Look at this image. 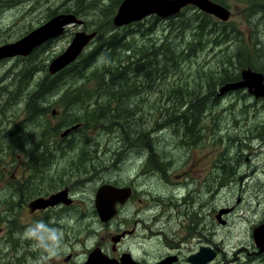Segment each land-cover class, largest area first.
<instances>
[{
  "label": "rangeland",
  "instance_id": "rangeland-1",
  "mask_svg": "<svg viewBox=\"0 0 264 264\" xmlns=\"http://www.w3.org/2000/svg\"><path fill=\"white\" fill-rule=\"evenodd\" d=\"M73 1L74 0H70V2ZM110 1L111 0H98V6H101L103 3H110ZM223 1L225 2V6H227L232 12L228 21L224 22L223 20H220L221 23L224 22L225 24L223 23V25L229 29L224 35H221L222 32L217 30L214 32V34H205L204 36L202 35L195 37L194 33L196 29L194 26H190L181 32L179 29L173 30L167 19L160 18V20L155 22L154 19H151V17L147 16L143 18V24L140 26L141 28H138L136 31H134L135 35L138 34L136 35V38H134L135 42L139 43L149 39L150 37L156 39L159 42L164 41L167 38L176 42L175 44L178 46V48H180L184 59H180V61L177 62V64L182 67L184 72L181 74V78L186 77L187 72H189L188 75H191L192 77L198 70L202 71L203 65H201L200 61H203V59L205 60V65L207 67L210 66L207 71L220 69L219 65H222V63L223 66H226L227 64L231 65L230 68L233 69V71L237 70L239 67L246 68L256 66L259 68H264L262 66H257L255 63V61H257L261 65L264 64V43L262 42L259 45L252 46L251 50H249L250 48H247L246 45V43H249L250 45L252 39L260 40L261 37L264 36V27L262 25L259 27L258 24L256 26H249L245 24L249 19L252 21L255 20L252 15H249L253 9H250L245 4H243L245 0ZM66 2L67 0H0V45L4 43H13L21 39L28 32L36 29L42 24H45L47 20L53 16L52 14L56 16L60 13H70L68 11L70 3L69 1L67 3ZM253 4L254 3H252V5ZM194 14L195 10L188 8V11L185 15L190 16ZM80 18L84 21L83 24H71L59 37L50 40L44 45H41L40 47L42 49L39 51V55H37V52L31 56L27 55V57L24 59L17 58L15 60L13 58L15 56L6 57V59H13L6 60V72H2L6 62L0 65V78L4 77V82L0 85V91L2 92L5 88H9V86L11 90V87H13L11 83L14 80V73H16L18 69L21 70L31 68L32 78L34 75V78H39L40 76L44 75L46 73L45 68L48 69L51 61L67 48L77 31L85 30L84 27L86 25H88L90 28L92 26L96 27V25L100 23V19L103 20L101 12L95 9L91 10L87 8L84 9V12ZM245 18L246 20L244 23ZM179 19V17L176 18L173 23H177L182 26V21H179ZM191 21V18H187L186 20L187 24H190ZM204 21H207V19H204ZM151 26L152 30H143L148 29ZM119 27L123 32L122 27L124 26ZM221 29L224 30L223 28ZM216 37H219L221 42L217 45H214L210 41ZM248 38H250V40ZM132 39L133 37H131L129 40L131 41ZM244 39L246 40L244 41ZM94 40L85 46L79 57L81 55L84 56V54H87L95 47V43H93ZM199 41H203V45L205 47L203 51L197 49L199 47L197 44ZM187 44L188 46L186 47ZM209 46L210 48H214V50L210 53L207 51ZM195 47L196 49H194ZM238 54L242 59V64H240V66L238 63H236V55ZM251 54L253 56H250ZM229 56H233L232 60L230 61H228ZM192 66H199V68L193 69L191 72ZM9 72L11 73L8 74ZM49 73L51 72L49 71ZM169 76L170 74L168 77ZM177 78H179V76ZM158 79L155 82V85L152 87H139L138 91L140 92V97L137 95L135 98H133L134 101L138 100L139 102H142L140 98L144 99V106L142 107L143 109H140L135 114L136 116L134 121H136L138 125L131 126L134 129L132 133H126V130L128 131L131 127H127L126 129L124 127L113 128L112 126L110 129L106 128L108 126L101 127L100 129L90 128L88 131H84L85 133L76 132L74 136H68V138L66 137L67 142L65 141L64 143L60 142L59 138L61 137V133H65V130L63 129L68 126H61V131L55 134L54 137H56L58 140L53 141H59L60 146L64 147V154H56L55 160H64V162L59 164L61 169L68 173L69 178L72 179V183L76 182L74 186L77 188V191H75L77 205H75L74 208L67 207L65 209V214L62 212H55V214L52 216L53 220L51 222H56V225L58 226L56 228L52 227L49 219H44V213L46 211L38 213V215L31 214L32 210L30 211L27 206L19 208L22 238V244L19 243V245H22L23 253H20V256L24 264H49L52 262H57L58 254L63 251H65V255H68L70 252H72L75 259L81 260L82 258H85L89 250L94 245H96V243L110 240L112 235H115L116 232L124 229V226H115L116 223L110 224L109 227L105 226L106 224H102L100 222L98 214L91 213L90 218H84V215L81 214L83 212L82 209L85 211H91V209H93L94 211V200L92 197L95 195L98 187L102 183L113 181V179H118L122 183L125 180L127 182H132L133 180L135 183L134 185L139 188L138 194L142 195L133 198V202L130 206L132 212L126 217V223L130 228L137 225V236L134 234L130 235L128 238L129 244L141 246V249H146L150 255L154 254L155 256H159L162 253L164 254L166 244L171 245L170 247L185 245L184 243L190 235H198L201 232L195 231L194 233L186 234V226H184V221L192 218L196 219L198 214L201 213L202 215L198 217V220L201 221L200 227L204 230H207H202L204 234L207 233L210 235V231L208 230L214 225L211 222L210 214L213 212L214 207H216V213H218L220 208L228 204L229 206H234V210L230 213L229 217H227L228 219H226L230 221L228 226H226L227 224L222 226L218 224V226H216V229L219 232L214 236V239L220 246V256L216 258L211 264H264L263 256H258L256 253H253V251H256L257 249L255 248L254 241L252 239V228L258 225V223L264 221L263 146L256 140L254 143L253 141L251 142L253 143V148H258L259 152L254 161V167L256 168V172L253 175L254 179L251 180L248 178V180L244 179L242 182L237 179L238 181L235 180L236 183L225 192H223V189H221L219 192H216V194H214V200H212V203H210V208H206L210 211H205L203 213L202 210H195L192 206H184L177 201L172 202L171 200L179 198L177 195L178 191H174L176 198L173 197L172 194L165 193H162L159 196V189H173L176 186L183 185L186 179L183 176L178 177L176 170H174L175 166L173 158L178 150L175 149L177 143L175 142V137H172L173 135L171 128L168 126L171 124L170 119H172V116L169 114L163 115V112L168 107V102H166V100L169 98L170 92L168 94L166 91L156 89L158 82L160 81V79ZM34 84L35 83H33V85ZM68 84L69 78H62L61 88H59L57 92L51 93V108L49 110V114H47L45 117L47 120L44 122L43 126H40L39 129L43 132L46 131L47 134L45 135H48L47 138L45 137V142H47L45 149L50 150V130L57 128V126L64 122V120L60 117L65 111L63 109L64 106H61L57 101L62 97L64 90L69 86ZM203 84L204 82L202 81H198V85L195 82H191V89L201 88ZM95 86L96 84L94 82L86 84V87L88 88H93ZM159 87H164V85L160 84ZM175 92L177 94V91ZM9 95H12L11 92H9ZM239 99L241 111L244 102L253 103V101L258 100V98H255L253 94L248 92V90L243 89L235 95H229L228 97L222 99L219 104L220 106L226 107L227 110L223 111V120L225 123L230 122L235 117H244L243 115L249 113H251L249 117L253 118L254 112H259V114L263 112L262 117L264 118V103L261 102L256 104V108L255 105L250 106L244 112H240L238 108ZM259 99L264 100V98L261 97H259ZM233 102L235 103L232 104ZM11 104L14 106V109H11V115L14 119L16 117L17 125H20L21 128L23 127L21 131L26 134L22 138V140L25 142L24 147L26 146V151H35L34 149L39 145V138L42 134L38 133L37 136H33L30 126H27L28 121H26V118L28 111L21 97L19 98L18 102L15 103V105L13 103ZM133 107L134 105L132 108ZM161 107H163V112L160 111V116H157V119L152 121V115H149V112H157ZM215 112V116H217L219 111L216 110ZM215 120L218 119L215 118ZM47 123L51 127L53 126L52 129L48 127ZM139 126L144 132L146 140L148 139V141L153 144L155 141L153 139L151 140V137L156 139V150L159 152L156 155L158 156L159 164L162 165L160 168H157L152 162H150L149 155L151 150L145 147L147 151L146 155L148 156H146V159L149 162L147 167L148 171L146 172L147 174L145 172L141 173V158L132 159L131 161L129 160L130 157L134 158L136 156L134 153H125L121 159L120 165L119 163L114 164L116 163V160L112 158L113 149H117V144H123V138L125 136H128L131 141V143H126V145L129 146V149L132 148V142L135 140V138L137 139L139 137ZM12 127H14L13 121ZM155 129H158V131L161 129V131L154 132ZM141 133L142 132L140 131V134ZM81 136L87 137V145H83L82 141H80L79 137ZM118 137H120L119 141L116 140ZM60 139L65 140V138ZM70 141H74L76 145L74 148L65 147ZM53 144L56 145V143ZM135 147L138 148V146ZM41 149L43 148L41 147ZM26 151H24V149H22V151L18 149L20 156H15L16 175L20 178H22L24 174L28 173L26 167V158L24 155ZM83 153L87 155L84 162L82 159H80V155ZM202 155L203 153L197 154V156L192 155V157L187 159L188 162L185 165L182 164V161H179V167L177 169L178 171H181L184 168H188L189 166H193L191 168L194 170L197 169L196 172L192 173V176H199L197 179V184L200 185L201 189L199 193V200L202 199V193L207 191V189L203 188L204 185L200 184V179H202L204 174V165L207 163V161H196L200 160V156ZM96 157L100 161H96ZM122 161H124V163ZM137 174L139 177L136 179ZM90 179H92V181H90ZM192 184V187L197 186V184L194 182H192ZM56 186L62 187L59 183ZM162 195H167V198L161 197ZM253 195L259 196L254 198ZM239 197H241L242 200L241 203L237 204L236 200ZM209 198H211V196H209ZM151 200L152 203L156 202V206H148ZM165 201H168L171 204L168 205V203ZM3 203L5 204L4 200ZM248 204H250L253 210H248L246 208ZM176 206L178 209H180L179 215H177L175 209H173ZM193 206L198 207L199 205L197 202H193ZM61 210H63V208H61ZM163 210L168 212L173 211L172 217L170 216L169 218L166 216H160L156 218V216ZM186 212L189 213V215H185ZM0 214L6 219V216H9L6 215L5 211H1V207ZM136 215L139 217H136ZM165 218H168L169 220L171 219V221H173V228L170 232H168L167 235L160 236L158 233L160 222ZM33 221L35 222L33 223ZM2 222L3 221L0 219V240L6 235L5 228H2L4 225ZM39 224H43L44 227L37 231V235L35 237L26 235L30 229H35ZM89 227H97V230L93 231V228L87 229ZM80 228H86L87 230L86 232L79 233L78 230ZM51 230L55 232L57 231L58 233L52 235ZM151 230L155 234L150 238ZM61 233H63V236ZM68 236L69 240L67 239ZM103 237H105L104 240H102ZM149 241H153L155 245V253L153 250H151ZM1 245H3V242ZM16 255L17 253L13 252V257L11 256L10 259H13Z\"/></svg>",
  "mask_w": 264,
  "mask_h": 264
},
{
  "label": "flooded vegetation",
  "instance_id": "flooded-vegetation-1",
  "mask_svg": "<svg viewBox=\"0 0 264 264\" xmlns=\"http://www.w3.org/2000/svg\"><path fill=\"white\" fill-rule=\"evenodd\" d=\"M252 3L254 4L252 5ZM243 4H245L250 9H253V11L249 15H252L255 19L254 21L249 19L248 22L245 23V18L244 23L249 26H256L258 24L259 27L261 25L264 27V0H245ZM231 14L232 12L230 10V17ZM221 28L226 29L225 25H221ZM214 32L212 34H214ZM194 36L196 37L202 35L198 33L194 34ZM248 39L250 40V38ZM245 40L246 39H244V41ZM210 42H212V44L214 45H217L221 42V40H219V37H216ZM262 42L264 43V36H262L260 40L252 39L250 45L249 43H246V45L247 48H250L249 50H251L252 46L259 45ZM197 44L199 46L197 48L198 50L203 51V49H205L203 41H199ZM3 45H5V43L1 44L0 46ZM187 46L188 44L186 45V47ZM41 49L42 48L39 45L30 54L27 55L31 56L37 52V55H39V51ZM194 49H196V47ZM213 50L214 48H210V46L207 49L209 53ZM190 53L188 54L191 55ZM27 55H25L24 57L23 55H15V57L13 58L14 60L17 58L24 59L25 57H27ZM250 56L253 55L251 54ZM13 58H0V65L6 62V65L2 69V72H6L7 70L6 60ZM228 58V61H230L232 60L233 56H229ZM200 63L201 65H203V70H198L192 77L191 75H188L189 72H187L186 77L181 78V74L184 73L181 67L179 71L175 72L176 74H173L172 70L169 68L167 72L168 75L170 74V76L159 78L160 81L156 89L166 91L168 93L170 92L169 98L166 100V102H168V107L164 112L163 107H161L157 112L155 111L153 114L156 116H160L161 111L163 112V114L167 113L172 116V119H170L171 124L168 126L171 128L173 135L172 137H175V142L177 143L175 149L178 150L173 158L175 166L174 170H176L178 177L183 176L186 179L183 185L176 186L173 189H159V196L162 193H165L172 194L173 197H175L174 191H178L177 195L179 198L171 200L172 202L177 201L181 205L190 207L192 206L193 209L202 210L204 213L205 211H210L206 208H210V203H212V200H214V194H216V192H219L221 189H223V192H225L230 187H232L233 184L236 183L235 180L237 179L241 182L244 181V179L248 180V178L251 180L254 179L253 175L256 172L254 161L259 152L258 148H253L252 144L256 140L264 148V118L262 117L263 112L261 114H259V112H254L253 118L249 117L251 113L245 114L243 115L244 117H235L230 122L225 123L223 120V111L227 110L226 107L220 106L219 102L229 95H235L243 89L248 90V92L253 94L255 98H258V100L253 101V103L244 102L242 105L243 112L250 106L255 105L256 108V104H259L261 102L264 103V100H260L259 97H257L253 92L255 88H250L249 86H230L225 90V86H228V84L239 83L240 81L244 80V71L252 70L264 76V68H259L256 66L246 68L239 67L237 70L233 71V69L230 68L231 65L227 64L226 66H223L222 63V65H219L220 69L207 71L210 66L207 67L205 65V60L203 59V61H200ZM236 63H238L239 66L240 64H242V59L239 54L236 55ZM255 63L257 66L264 67V64L261 65L257 61H255ZM198 68L199 66H192L191 72L193 71V69ZM178 76L179 78H177ZM187 79L188 89H183L181 93L178 92L177 83H185ZM198 81L204 82L202 87L191 89V82H195L198 85ZM3 82L4 77H1L0 85ZM160 84H163L164 87H159ZM174 85L176 86L174 87ZM175 91H177V94ZM261 98H264V96ZM235 102H233L232 104H234ZM239 102L240 99L238 100V104ZM11 103V99H8L6 101L0 100V141L8 139H11L13 141L12 148H1L0 150V207L1 211H5L6 215H9L6 216V219L3 215L0 214V219L4 224L2 228H5L6 231V235L0 240V264H24L20 256V253H23L22 245H19V243L22 244L19 208L27 206L30 211L32 210L31 214H38L46 211L44 213V219H49L52 227L56 228L58 227L56 225V222H51L53 220L52 216L55 214V212H62L65 214V209L67 207L74 208L75 205H77V199L75 198V191H77V188L74 186L76 182L72 183V179L68 177V173L63 171L61 169V166L59 165L64 162V160H55L56 154H64V150L54 149L53 151H51L49 149H45L47 143L45 142V139L48 137V135H45L47 134L46 131L43 132L42 130H39V126L40 124H44L45 120L43 118L46 117V112L44 113V115H41L42 119H40V124H36L30 129L33 136H37L38 133L42 134L39 138L40 141L38 142L40 150L29 152L26 151V153H24L28 173L24 174L22 178L16 175L15 156H20L18 149H20L19 145H21V143H19V138L17 135V128L20 127V125H17L16 117L14 119L10 114L11 109H14V106ZM41 106L46 108V103H42ZM238 108L239 111L242 112L240 109V104ZM216 110L219 111L217 116H215ZM152 112L153 111L149 112V115H151ZM154 118L155 120L157 119L155 116ZM215 118H217L218 120H215ZM12 121L14 122V127H11ZM27 121H29V119ZM140 128L141 127H139L138 129V140L135 138L132 148L129 149V146L126 145V141L123 138V144L119 143L117 144V149H113L112 158L116 160V163L114 164L119 163L120 165L121 159L125 153H134L136 156L134 158L130 157L129 160L131 161L132 159L141 158V173H146L148 171L147 167L149 164L147 163L148 160L146 159V136ZM129 131L132 132L134 131V129H129L128 132ZM140 131L142 132L141 134ZM159 131H161V129H159ZM159 131L158 129L154 130V132ZM119 138L120 137L116 138V140L119 141ZM152 139L156 143V139L151 137V140ZM252 141L253 143H251ZM24 143L25 142L23 140L22 144ZM135 146H138V148ZM41 147L43 149H41ZM200 153H203V155L200 156V160L196 161H207V163L204 165V174L202 176V179H200V184L204 185L203 188L207 189V191L202 193V199L199 200V193L201 191L200 185L197 184V179L199 178V176H192V173L196 172L197 169L194 170L193 168H191L193 166L184 168L181 171H178L177 169L179 167V161H182V164L185 165L188 162V158L192 157V155L197 156V154ZM154 159L157 161L156 157H154ZM96 161L100 160H98V158L96 157ZM122 162L124 163V161ZM160 166L162 165L158 164V166L156 167L160 168ZM138 177L139 175L137 174L136 179ZM117 180L113 179V181L104 183H109L123 188L130 187L131 193L124 202H117V213H115L112 218H110L109 220H102L100 212L96 207V194L99 190V187L103 183L98 187L95 195L92 197L94 200V211L93 209H91V211H85L82 209L83 212L81 214L84 215V218H90L91 213L98 214L100 222L102 224H106L105 226L109 227L110 224L116 223L115 226H124V229L116 232L115 235H112L110 237V240L96 243V245H94L89 250L85 258H82L81 260L75 259L72 252H70L68 255H65V251H63L58 254L57 262H52L49 264H87L90 256L94 251L100 252V255L104 257V259L108 260H105V264H211L216 258L220 256V246L214 239V236L219 232L216 229V226H218V224H220L221 226L224 224H227L226 226H228L230 224V221L226 219H228L227 217H229L230 213L234 210V206L232 207L227 204L226 206L220 208L218 213H216V207H214L213 212L210 214L211 222L212 224H214L211 229L208 230L210 231V235L207 233L204 234L202 231L204 229L200 227L201 221L198 220V217L202 215L200 213L198 214L196 219L192 218L184 221V226H186V234L194 233L195 231H201L198 235H190L184 243L185 245L170 247L171 245L166 244L165 253H162L163 255H150L149 252L146 251V249H141V246H134L132 244H129L128 239L132 234L137 236V225L130 228L126 223V217L132 212L130 206L133 202V198L142 196L141 194H138L139 188L134 185L135 183L133 180L132 182H127L125 180L123 183ZM90 181H92V179H90ZM192 182L197 184V186L192 187ZM58 183L62 187H57L56 185ZM66 189L67 197L65 196L66 198L63 197V199L61 200H56L60 202L56 203L55 205H48L43 208H33L32 205L33 203H36V200L38 201L40 199L38 201L40 203L47 202L48 199H50L56 193L64 191ZM209 196H211V198H209ZM258 196L259 195H253L254 198H257ZM161 197L167 198V195H162ZM3 200L5 201V204L3 203ZM241 200L242 198L239 197L236 200V203H241ZM165 202H167L168 205L171 204L168 201ZM193 202H197L199 206L194 207ZM152 205L156 206V202L152 203L151 200L148 206ZM61 208H63V210H61ZM246 208L248 210H253L250 204H248ZM173 209H175V212L177 213V215H179L180 209H178L177 206ZM172 213L173 211L168 212L163 210L156 216V218L160 216H166L170 218V216L172 217ZM186 214L189 215V213L187 212L185 213V215ZM136 217L139 216L136 215ZM34 222L35 221H33V223ZM263 223L264 221L258 223V225ZM258 225L252 228L253 233ZM91 228H93V231L97 230V227H89L87 229ZM172 228L173 221H171V219L169 220L168 218H165L160 222L158 233L160 236H165L172 230ZM87 229L80 228L78 232H86ZM51 232L52 235L58 233L57 231L55 232L53 230H51ZM150 233L151 238L155 233L152 230ZM253 233L252 239L254 241ZM62 234L63 233H61V235ZM104 238L105 237H103L102 240H104ZM67 239L69 240V236ZM2 242L3 245H1ZM149 242L151 245V250H153V252L155 253V245L153 241ZM254 246L257 250L253 251V253H256L258 256H263L264 258V250H262L255 241ZM13 252L17 253V255L13 259H10L11 256L13 257Z\"/></svg>",
  "mask_w": 264,
  "mask_h": 264
},
{
  "label": "trees",
  "instance_id": "trees-1",
  "mask_svg": "<svg viewBox=\"0 0 264 264\" xmlns=\"http://www.w3.org/2000/svg\"><path fill=\"white\" fill-rule=\"evenodd\" d=\"M68 1L70 3L68 11L70 13H75L79 17L82 16L85 8L91 10L95 9L101 12L103 20L100 19V23L96 25V27L92 26L90 28L88 25L84 27L85 30L90 32L96 30L97 35L93 42L95 43V47L87 54H84V56H78V60L61 69V71L56 74L49 73L48 69L45 68L46 73L44 75L39 78H34V75L32 78L31 68L21 69L14 73V80L11 83L13 86L11 87L12 90H10V88H5L3 92L0 91V100H8L11 97L12 100L14 99L12 101L14 105L18 102L20 97L23 98L22 101L26 105L28 111L26 119H29V121L27 126L32 128L36 124H40V119H42L41 115L43 113H49L51 108L49 97H51V93L57 92L58 89L61 88L62 78H69V86L64 90V95L57 101L61 106H64L63 109L65 111L61 116L64 122L54 129H52L53 126L51 127L47 123L48 127L52 129L49 132L50 150L64 149L63 146H60V142L64 143L66 137H64L65 140L59 138L60 142L53 141L58 140L56 137L54 138V136L57 132L61 131V126H71L78 122L82 124L81 127L76 129V131L72 132L69 136H74L76 132L85 133L84 131H88L90 128L100 129L101 127L108 126L106 128L110 129L112 126L113 128L124 127L126 129L127 127L137 126L138 123L134 121L135 114L140 109H143L142 107L144 106V99L140 98L142 102L133 100L137 95L140 97V92L138 91L139 87L148 88L154 86L160 76L164 78L168 76L167 71L169 68L172 70L173 74H176L175 71H179L181 68L177 62L183 59L180 48L175 44L176 42L168 38L159 42L150 37L145 41L139 43L135 42L134 38H136L138 34L135 35L134 31L141 28L140 26L143 24V19L142 21L133 22L122 27L123 32L120 30V27L116 28L113 16L118 11L117 8L123 0H111L110 3H103L101 6H98V0H74L73 2L67 0V2ZM215 1L225 5L223 0ZM188 8L195 10V14L186 16L185 14ZM52 15L55 16L54 14ZM149 17L154 19L155 22L161 18L156 14L150 15ZM178 17L180 18L179 21H182V26L173 23ZM187 18L192 19L190 24H187ZM166 19L173 30L179 29L181 32L190 26L195 27L196 31L194 34L199 33L201 35L212 34L217 30L224 35L228 30L227 28L226 30L221 29L220 26L223 25V23H221L218 18L212 17L210 14L200 11L197 7L192 5L178 12L177 15L167 17ZM204 19H207V21H204ZM143 30L150 31L152 30V26ZM131 37H133V39L130 41L129 39ZM151 66L153 68H151ZM10 73L11 72L8 74ZM32 82L35 84L33 85ZM90 82H94L96 86L93 88L86 87V84ZM187 82L188 79L185 83H177L178 92L181 93L183 89H188ZM175 86L176 85H174V87ZM9 92H11L12 95H9ZM44 102L46 103V108L41 106ZM133 105L137 106L132 108ZM151 115L152 121H155L154 116L156 118L157 116L154 115L153 112ZM163 115H167V113ZM43 125L44 124H40V126ZM20 129H23V127L17 128L19 143H21L19 146L20 149L22 147L25 151L26 149L24 144H22V138L26 134ZM129 129L131 130L133 127ZM127 132L126 130V133ZM128 133L132 132L129 131ZM79 139L82 141L83 145L88 144L86 136H81ZM124 140L127 144L131 143L128 136H125ZM12 142L11 139L0 141V150L1 148H12ZM53 143H56V145ZM75 146L74 141H70L65 147L74 148ZM156 146L157 143H153L152 145L148 139L146 140V147L151 150L149 160L155 167L159 164L158 156L156 155L158 154ZM34 150H40L39 145ZM86 157L87 155L85 153L80 155V159H82L83 162ZM154 157H156L157 161Z\"/></svg>",
  "mask_w": 264,
  "mask_h": 264
},
{
  "label": "water",
  "instance_id": "water-1",
  "mask_svg": "<svg viewBox=\"0 0 264 264\" xmlns=\"http://www.w3.org/2000/svg\"><path fill=\"white\" fill-rule=\"evenodd\" d=\"M189 4L197 6L200 10L226 21L230 18V9L214 0H123L118 6V11L113 17L115 26L131 24V22L142 21L143 18L156 14L166 19L177 15ZM83 24L74 13H60L51 17L45 24L28 32L21 39L0 46V58L13 57L15 55L30 54L37 46L45 44L49 39L60 36L65 28L71 24ZM96 30L87 32L86 30L77 31L67 48L54 60L51 61L48 71L56 74L62 68L72 64L83 52L85 46L96 38ZM245 79L239 83L228 84V87L249 86L255 88L253 91L257 97L264 96V76L252 70L244 71ZM131 193L130 187H117L109 183H103L96 194V207L100 212L102 220H109L117 213V202H124ZM67 195V189L56 193L47 202L40 203L36 200L33 208H43L48 205H55ZM67 197V196H66ZM65 197V198H66ZM52 200V202H51ZM223 212V211H222ZM220 215V214H219ZM254 241L264 250V223L258 225L253 233ZM104 257L100 252L94 251L87 264H105ZM98 261V262H97ZM108 261V260H106Z\"/></svg>",
  "mask_w": 264,
  "mask_h": 264
},
{
  "label": "bare ground",
  "instance_id": "bare-ground-1",
  "mask_svg": "<svg viewBox=\"0 0 264 264\" xmlns=\"http://www.w3.org/2000/svg\"><path fill=\"white\" fill-rule=\"evenodd\" d=\"M72 13H73V12H72ZM74 14H75V13H74ZM75 15H76V14H75ZM76 16H77V15H76ZM77 17H78V16H77ZM78 18L81 19L80 17H78ZM81 20H82V19H81ZM47 21H48V20H47ZM82 22H83V20H82ZM136 22H137V21H136ZM138 22H139V21H138ZM131 23H133V22H131ZM42 25H43V24H42ZM128 25H129V24H128ZM123 26H125V25H123ZM116 27H117V26H116ZM66 28H67V27H66ZM66 28H65L64 32L66 31ZM64 32H63V33H64ZM63 33H61V34H63ZM61 34H60V35H61ZM58 37H59V36H58ZM55 38H57V37H55ZM55 38H51V39H49L48 42H49L50 40H52V39H55ZM48 42H46V43H48ZM46 43H45V44H46ZM42 45H44V44H42ZM40 46H41V45H40ZM47 56H48V55H47ZM64 68H65V67H64ZM151 68H153V67L151 66ZM62 69H63V68H62ZM15 70H17V69H15ZM18 70H19V69H18ZM18 70H17V71H18ZM17 71H16V72H17ZM154 72H155V71H154ZM175 72H176V71H175ZM170 73H171V72H170ZM140 76H141V75H140ZM155 76H156V75H155ZM157 76H158V75H157ZM150 77H153V76H150ZM160 77H161V76H160ZM156 78H157V77H156ZM147 79H148V78H147ZM158 80H159V79H158ZM38 81H39V80H38ZM213 81H214V80H213ZM123 82H124V81H123ZM37 83H38V82H37ZM109 83H110V82H109ZM150 83H151V82H150ZM158 83H159V82H158ZM126 84H127V83H126ZM128 84H129V83H128ZM146 84H149V83H146ZM109 85H110V84H109ZM124 86H125V85H124ZM128 86H129V85H128ZM15 87H16V86H15ZM9 88H10V87H9ZM16 88H17V87H16ZM1 90H2V89H1ZM11 90H12V89H11ZM14 90H15V89H14ZM14 90H13V91H14ZM119 90H120V89H119ZM126 90H127V89H126ZM3 91H4V90H3ZM20 92H21V91H20ZM150 92H151V91H150ZM0 93H1V92H0ZM6 94H7V92H6ZM27 94H28V93H27ZM33 94H34V93H33ZM168 94H169V93H168ZM4 95H5V94H4ZM23 95H24V94H23ZM57 95H58V94H57ZM57 95H56V96H57ZM63 95H64V94H63ZM106 95H107V94H106ZM112 96H113V95H112ZM7 97H8V96H7ZM7 97H5V98H7ZM145 97H146V96H145ZM145 97H144V98H145ZM49 98H50V97H49ZM59 98H60V97H59ZM11 99H12V98H11ZM22 99H23V98H22ZM51 99H52V98H51ZM141 99H142V98H141ZM141 99H140V100H141ZM145 99H146V98H145ZM9 100H10V98H9ZM13 100H14V99H13ZM5 101H6V99H5ZM45 101H46V100H45ZM56 101H57V100H56ZM58 101H59V100H58ZM108 101H109V100H108ZM143 101H144V100H143ZM50 103H51V102H50ZM50 103H49V104H50ZM6 105H7V104H6ZM0 106H1V105H0ZM7 106H8V105H7ZM10 106H11V105H10ZM10 106H9V108H10ZM44 106H45V105H44ZM135 106H137V105H135ZM135 106H134V107H135ZM25 107H26V106H25ZM125 107H126V106H125ZM6 108H7V107H6ZM6 108H5V109H6ZM128 108H129V107H128ZM128 108H127V109H128ZM187 108H188V107H187ZM187 108H186V109H187ZM3 109H4V108H3ZM58 109H59V108H58ZM177 109H178V108H177ZM200 110H201V109H200ZM184 111H186V110H184ZM47 112H48V111H47ZM61 112H62V111H61ZM10 114H11V113H10ZM48 114H49V113H48ZM52 114H53V113H52ZM43 115H44V113H43ZM184 115H185V114H184ZM60 117H61V116H60ZM116 117H117V116H116ZM167 117H168V116H167ZM177 117H178V116H177ZM78 118H79V117H78ZM178 118H179V117H178ZM43 119H44V118H43ZM46 120H47V119L45 118V121H46ZM50 121H51V120H50ZM195 122H196V121H195ZM18 124H19V123H18ZM114 124H115V123H114ZM81 125H82V124H80V122H78V123H75V125H71V126H68V127L64 128L63 130H65V131H64L65 133H64V134L61 133V137H60V138L64 139V137H68L72 132L76 131V129H78L79 127H81ZM184 125H185V124H184ZM11 127H12V126H11ZM106 135H107V134H106ZM115 136H116V135H115ZM140 144H141V143H140ZM179 144H180V143H179ZM25 147H26V146H25ZM35 147H36V146H35ZM35 147H34V148H35ZM15 148H17V147H15ZM28 148H29V147H28ZM79 148H80V147H79ZM20 150L22 151V148H21ZM81 150H82V149H81ZM88 150H89V149H88ZM14 151H15V150H14ZM25 151H26V150H25ZM29 151H30V150H29ZM29 151H28V152H29ZM85 151H86V150H85ZM174 151H175V150H174ZM80 152H81V151H80ZM91 152H92V151H91ZM166 152H167V151H166ZM158 153H159V152H158ZM160 154H161V153H160ZM92 155H93V154H92ZM90 157H91V156H90ZM147 157H148V156H147ZM169 160H170V159H169ZM147 163H149V162H147ZM94 164H95V163H94ZM96 167H97V166H96ZM98 167H99V166H98ZM68 177H69V176H68ZM64 183H65V182H64ZM82 235H83V233H82ZM77 238H78V237H77ZM86 240H87V239H86Z\"/></svg>",
  "mask_w": 264,
  "mask_h": 264
},
{
  "label": "clouds",
  "instance_id": "clouds-1",
  "mask_svg": "<svg viewBox=\"0 0 264 264\" xmlns=\"http://www.w3.org/2000/svg\"><path fill=\"white\" fill-rule=\"evenodd\" d=\"M44 227L43 224H39L37 225V227L35 229H30L28 233H26V235H30L32 237H35L37 235V231L39 229H42Z\"/></svg>",
  "mask_w": 264,
  "mask_h": 264
}]
</instances>
